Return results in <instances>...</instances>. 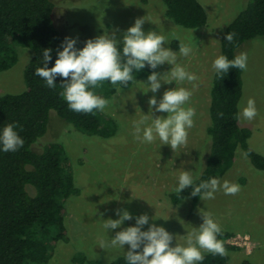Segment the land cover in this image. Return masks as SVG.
I'll return each mask as SVG.
<instances>
[{
  "label": "rangeland",
  "instance_id": "374dc122",
  "mask_svg": "<svg viewBox=\"0 0 264 264\" xmlns=\"http://www.w3.org/2000/svg\"><path fill=\"white\" fill-rule=\"evenodd\" d=\"M53 1L59 29L66 36L78 38V42L85 43L108 31L110 34L115 32L117 39L122 40L123 31L137 18L146 20L145 32L166 35L177 31L185 42L194 45L193 54L190 58H182V63L198 79L181 85L191 90L187 106L196 110V116L187 145L175 152L159 141L142 144L134 140L132 121L142 114L140 108L147 113V101L154 95L151 92L143 94L138 90V84L106 96L112 99V103L103 112L116 121L115 134L107 137L79 131L54 110L50 111L48 130L34 147L40 151L42 144H63L78 190L66 204L68 238L58 242L47 264H81L74 259L78 254L99 260L100 264L109 263L124 254V250L104 247L110 237L101 227V216L116 219L115 210L118 208L127 209L134 216L143 213L150 217L156 215L155 223L173 234V246L185 244L187 233L200 226L203 222L201 211L211 213L222 230L234 232L233 237L236 236L241 244L239 249L226 252L229 256L227 264H242L245 260L264 264V170L255 168L243 149L237 150L230 169L218 178L221 182L228 180L236 184L240 189L238 196L233 198L222 191L217 192L214 199H201L195 210H191L190 202L184 200L174 205L169 199L176 178L184 168L193 170L194 175L204 168L210 151L207 129L211 124L210 91L215 73L212 62L221 55V38L227 25L250 0H199L206 9L208 24L195 29L180 26L170 19L163 0ZM178 43L172 40L165 46L178 50ZM18 53L17 64L0 72V97L26 89L24 70L32 57V49L19 46ZM240 53H247L248 67L243 71L244 88L239 105H246L252 98L258 117L253 122L242 119L239 122L252 130L248 141L250 147L264 155V36L243 43ZM169 69L170 66L165 64L156 71L163 73ZM147 76L137 79L147 81ZM175 86V82L165 84L155 95L159 99L165 90ZM134 224L135 220L126 221L123 227ZM115 231L110 236H114ZM127 248L125 246V251Z\"/></svg>",
  "mask_w": 264,
  "mask_h": 264
},
{
  "label": "trees",
  "instance_id": "16d2710c",
  "mask_svg": "<svg viewBox=\"0 0 264 264\" xmlns=\"http://www.w3.org/2000/svg\"><path fill=\"white\" fill-rule=\"evenodd\" d=\"M163 1L166 15L176 24L191 29L208 24L206 9L199 0ZM55 13L53 0H0V72L17 64L19 46L32 49V57L24 70L26 89L0 97V126L18 122L17 130L25 141L16 152H0V264H47L58 242L68 238L66 204L78 189L66 149L57 142L44 146L41 143L40 151L34 147L48 130L50 111L54 110L67 123L88 135L115 134L116 121L104 112L76 113L68 108L59 94L60 78H57L56 88L50 89L34 75L36 68L43 66L40 63L43 49L53 50V60L49 63L52 67L66 37L58 27ZM229 32L235 34L232 44L225 40ZM257 36H264V0H250L227 25L221 38V54L231 59L239 55L243 43ZM83 46V42H77V47ZM151 71L146 68L137 78ZM243 88V71L231 69L222 79L214 73L210 91L211 124L207 129L212 140L201 180L219 178L227 172L239 148L245 151L255 168L264 170V155L255 152L248 143L251 128L236 119ZM96 92L106 98L115 93L116 88L104 82ZM191 193V187L179 195L173 191L169 199L174 205L184 200L190 202L191 210H195L201 198ZM234 234L222 230L218 237L225 252L239 249L227 242ZM80 255L74 259L81 264H100L99 260ZM204 255L202 264H227L229 260L227 253L224 258L210 253ZM101 264H125L124 254ZM242 264L252 262L245 260Z\"/></svg>",
  "mask_w": 264,
  "mask_h": 264
},
{
  "label": "clouds",
  "instance_id": "9594fccd",
  "mask_svg": "<svg viewBox=\"0 0 264 264\" xmlns=\"http://www.w3.org/2000/svg\"><path fill=\"white\" fill-rule=\"evenodd\" d=\"M145 21L144 18H137L132 26L123 31L122 40L117 39L115 32L110 34L108 31L88 39L82 48L77 47L78 38L66 36L56 52L52 67H49V63L53 60V50L43 49L40 60L43 66L37 67L34 75L50 89L56 88L57 78H60L62 90L59 94L68 108L76 113L86 114L103 112L112 103L111 98H105L96 92L104 82L114 86L117 92L121 87L138 84V90L143 94L151 92L154 95L147 101V113L140 108L142 114L132 121L134 140L142 144L159 141L162 146L168 145L175 152L187 145L189 130L193 128L196 116V110L187 106L191 90L181 86L198 79L182 63V58L191 57L194 45L190 41L185 42L177 31H170L166 35L156 31L145 32ZM234 35L227 33L225 40L232 44ZM172 40L179 42L178 50L165 46ZM165 64L170 66L168 71H156ZM247 67V53H240L231 59L221 54L212 62V69L220 79L227 76L231 69L247 71ZM146 68L152 70L147 81L138 80L137 74ZM173 82L176 86L165 90L158 99L155 94L162 86ZM237 107L239 110L236 119L247 122L257 119V107L252 98L247 100L246 105ZM219 115L222 117L223 113ZM18 128V122L0 126V152H16L24 146L25 141ZM211 140L209 137V142ZM201 175L202 173L194 175L193 170L184 168L176 178L173 191L179 195L191 187L193 196L207 200L214 199L216 193L221 191L233 198L239 195L240 189L231 181L221 182L216 177L201 180ZM197 180L200 182L197 183ZM201 215L203 222L187 233L186 243H176L173 246V234L155 223L156 215L150 217L143 213L134 216L129 210L118 208L115 210L118 218H100L102 229L110 237L104 247L124 250L125 264H202L204 253L224 258L226 252L223 242L218 238L222 234L221 226L211 213L201 211ZM132 220H135L134 225L123 227L126 221ZM150 220L153 222L150 223ZM117 229L121 230L115 231ZM113 231L115 235L110 236ZM125 246H128L127 251Z\"/></svg>",
  "mask_w": 264,
  "mask_h": 264
},
{
  "label": "built area",
  "instance_id": "2783aa9c",
  "mask_svg": "<svg viewBox=\"0 0 264 264\" xmlns=\"http://www.w3.org/2000/svg\"><path fill=\"white\" fill-rule=\"evenodd\" d=\"M227 242L232 244V245H235V246L241 245L240 243H238L236 236H234V237L232 236L231 239L227 240Z\"/></svg>",
  "mask_w": 264,
  "mask_h": 264
}]
</instances>
